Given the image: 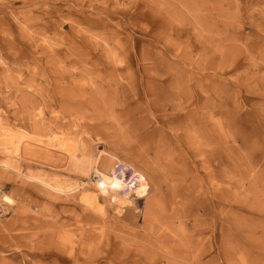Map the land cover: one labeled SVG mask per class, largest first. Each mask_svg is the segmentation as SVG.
<instances>
[{
	"label": "rangeland",
	"instance_id": "374dc122",
	"mask_svg": "<svg viewBox=\"0 0 264 264\" xmlns=\"http://www.w3.org/2000/svg\"><path fill=\"white\" fill-rule=\"evenodd\" d=\"M0 188V264H264V0H0Z\"/></svg>",
	"mask_w": 264,
	"mask_h": 264
},
{
	"label": "bare ground",
	"instance_id": "6f19581e",
	"mask_svg": "<svg viewBox=\"0 0 264 264\" xmlns=\"http://www.w3.org/2000/svg\"><path fill=\"white\" fill-rule=\"evenodd\" d=\"M68 48V47H67ZM120 49V48H119ZM119 51V50H118ZM129 52V51H128ZM68 53H70L68 50H67V53L66 54H68ZM128 54H130V53H128ZM72 55V54H71ZM68 56V55H67ZM66 56V57H67ZM75 56V55H74ZM73 56V57H74ZM121 56V54L119 55V53L117 52V57H115L116 59H118V61H120V57ZM70 57V56H69ZM70 60V59H69ZM113 64V63H112ZM63 67V66H62ZM111 77H113L114 75L111 73V75H110ZM109 78V77H108ZM159 81V80H158ZM174 88H176V87H174ZM173 89V88H172ZM93 99H96V101H99V100H101L100 101V104H103V105H105V104H110L111 103V101L113 100V97L112 96H108L106 99H101L100 97H92L91 99H90V101H88V102H85L84 103V105L83 106H85V107H89V106H91V105H93V107L95 108L98 104L97 103H94V101H93ZM77 107H82V104H80L79 106H77ZM99 108V107H98ZM104 108H106V107H104ZM102 115V114H101ZM169 122V121H168ZM171 123V122H170ZM168 124V123H167ZM167 124H165V126H167ZM88 127V126H87ZM94 127H98V126H93V127H90V128H94ZM89 129V128H88ZM91 129V130H92ZM98 129V128H97ZM87 130V129H86ZM150 132V131H149ZM155 132H157V133H159V131H155ZM151 133V132H150ZM152 135V134H151ZM143 136V135H142ZM136 137V136H135ZM139 137H141V136H139ZM136 139H138V138H136ZM140 139H142V138H140ZM139 139V140H140ZM212 139V138H211ZM86 145H84L83 147H85ZM82 147V149H81V151H82V155H83V159H89L90 160V158L88 157V151L86 150V148H83ZM68 150H69V152H75V150L73 149V147H69V148H67ZM224 154V153H223ZM222 157V156H221ZM88 160V161H89ZM223 161H225L224 160V158H223ZM226 162V161H225ZM220 164V163H219ZM225 164V163H224ZM95 165V164H94ZM223 166V165H222ZM225 166V165H224ZM124 167V166H123ZM133 170V169H132ZM123 173V172H122ZM101 178H102V180H103V182L105 183V185H106V187L104 188V190H102L101 191V196H103V197H107V198H109L112 202H116V203H122L124 200H125V195H126V191H130V193H132V195H135V196H137V195H142V186L140 185V184H138V183H136L135 182V180H133L134 181V183L133 184H130L129 186H127V184L125 183V179H124V177H122V178H119V177H116V176H114V177H108V176H105V175H103V174H101V173H97ZM121 174H119V176H120ZM134 173L132 174V176L131 177H133L132 179H134ZM129 176V175H128ZM211 180V179H210ZM130 182V181H129ZM136 184V185H135ZM110 191H112V193L110 194ZM118 192H121V194H122V192H123V195H122V197H119V196H117V194L116 193H118ZM128 193V192H127ZM85 195V194H84ZM99 195V194H98ZM4 201H6V202H8V203H12V201H11V199L10 198H8V197H4ZM86 202V203H88L89 205V207H91V208H98V204H99V199H98V197L95 195V196H93V195H86L85 197H84V200H83V202ZM126 201V200H125ZM91 205V206H90ZM93 208V209H94ZM96 211H98V210H96ZM124 218H126V217H124ZM127 219V218H126ZM211 259H209V261H210ZM208 263V262H207ZM211 263V262H210Z\"/></svg>",
	"mask_w": 264,
	"mask_h": 264
},
{
	"label": "built area",
	"instance_id": "2783aa9c",
	"mask_svg": "<svg viewBox=\"0 0 264 264\" xmlns=\"http://www.w3.org/2000/svg\"><path fill=\"white\" fill-rule=\"evenodd\" d=\"M91 181L95 185V188L98 191H102L106 187L105 183L103 182L102 178L99 175H93ZM2 196H3V190L0 188V216H2L5 211V208L1 201L3 200Z\"/></svg>",
	"mask_w": 264,
	"mask_h": 264
}]
</instances>
